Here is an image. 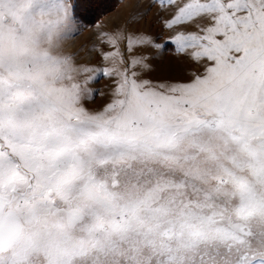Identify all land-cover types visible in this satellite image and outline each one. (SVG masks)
Wrapping results in <instances>:
<instances>
[{"label":"snow or ice","instance_id":"obj_1","mask_svg":"<svg viewBox=\"0 0 264 264\" xmlns=\"http://www.w3.org/2000/svg\"><path fill=\"white\" fill-rule=\"evenodd\" d=\"M152 2L188 82L148 36L64 53L73 0H0V264H264V0Z\"/></svg>","mask_w":264,"mask_h":264},{"label":"rangeland","instance_id":"obj_2","mask_svg":"<svg viewBox=\"0 0 264 264\" xmlns=\"http://www.w3.org/2000/svg\"><path fill=\"white\" fill-rule=\"evenodd\" d=\"M109 1L73 0L78 28L76 34L70 35L63 43L64 53L77 56L80 63L103 67L105 62L100 53L114 49L101 44L99 34L123 31L148 36L163 45L162 49L149 48L146 52L152 66L147 78L154 82H188L194 78L193 74L203 71L201 64L192 61L187 53L176 52L175 46L170 43L174 32L166 29L164 24L172 14L171 7L161 8L158 4H153L152 0H113L105 8ZM89 18L94 21H87ZM121 48L123 50V44ZM90 88L96 95L94 102H90L88 107L100 108L111 96L112 79L98 77Z\"/></svg>","mask_w":264,"mask_h":264},{"label":"trees","instance_id":"obj_3","mask_svg":"<svg viewBox=\"0 0 264 264\" xmlns=\"http://www.w3.org/2000/svg\"><path fill=\"white\" fill-rule=\"evenodd\" d=\"M113 0H110L109 2H108V5L105 7V8H107V7H109L112 3ZM87 21H90V22H93L94 20H93V18H89V19H87Z\"/></svg>","mask_w":264,"mask_h":264}]
</instances>
